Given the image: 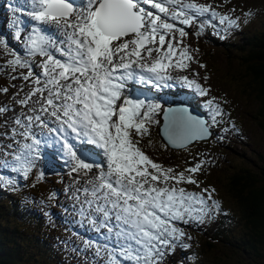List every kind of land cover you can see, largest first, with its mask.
I'll list each match as a JSON object with an SVG mask.
<instances>
[{"label":"snow or ice","instance_id":"6c2138e0","mask_svg":"<svg viewBox=\"0 0 264 264\" xmlns=\"http://www.w3.org/2000/svg\"><path fill=\"white\" fill-rule=\"evenodd\" d=\"M27 14L34 26L24 36L25 52L44 57L39 65L41 73L34 75L19 55L8 63L13 68L29 69L23 79L37 86L19 103L26 105L39 94L44 103L33 111L53 117L57 126L49 128L41 114L26 117L28 125L17 118L15 124L24 131L18 133L13 128L7 138L14 140L21 135L31 143L17 141L16 148L9 144L6 147L12 149L11 153L0 145L5 157L11 156V161H0V167L29 177L41 157V146L49 143L47 138L37 139L32 134L31 125L38 122L55 134L51 146L70 165V174L87 177L85 186L77 189L84 196L80 214L96 231L106 229V243L87 241L85 247H95L105 264H163L166 254L177 246L188 247L183 243L186 232L179 225L204 223L220 205L213 199L214 189L202 188L196 193L181 186L199 188L195 174L206 161L176 172L142 151L140 140L149 133V125L158 122L154 115L161 105L131 98L125 90L135 78L160 87L173 79L169 69L185 71L195 62L189 47L183 44L188 33L177 23L191 27L199 17L206 16L209 22L224 25L227 32L237 27L238 21L196 0H81L80 4L73 0H29ZM203 25L201 21L197 35ZM44 26H54L63 35L56 48L63 59L50 51L55 43ZM15 36L21 38V29L17 28ZM178 79L200 97L209 96L210 89L198 80L188 76ZM0 91L6 93L8 89ZM204 106L210 121L187 109L164 112V131L170 145L182 148L210 136V127L221 123L225 113L215 97L207 99ZM6 111L0 107V113ZM74 141L101 149L104 164L91 161L92 154H82ZM94 168L97 173L89 176ZM36 179L42 180L43 173Z\"/></svg>","mask_w":264,"mask_h":264},{"label":"rangeland","instance_id":"374dc122","mask_svg":"<svg viewBox=\"0 0 264 264\" xmlns=\"http://www.w3.org/2000/svg\"><path fill=\"white\" fill-rule=\"evenodd\" d=\"M196 2L210 4L219 13L230 15L238 21V26L225 32V26L219 25L218 21H208L203 26L205 33L209 35V43H205L200 42L196 34L200 17L191 27L177 25V27H183L188 33L183 38V44L189 47V51L194 57L195 62L191 63L190 67L185 71L169 69V72L172 77L179 78L188 76L189 79H196L203 87L210 89L209 96L203 98L198 96L201 104V106L199 104L197 105L201 107L199 113H197L194 107H190L192 105H186L194 116L202 119L200 117L202 115L204 119L210 121L209 111L205 108L204 104L211 97L216 98V103L220 105L225 115L222 117L221 123L210 127L212 137L209 141H195L186 146H194L188 152L183 153L182 148L172 150L176 152L169 158L166 156L163 157L171 162L176 172H181L186 168L192 167L199 161H206L202 170L195 174V179L200 183V187L198 188L195 185H192V187L218 190L227 210L230 208L234 212L237 217L236 225H239L241 221L239 220L238 206L230 198L232 193L227 192L225 189L226 181L232 173L234 176L236 174L235 172L240 168L257 172V166L260 165L259 156L264 155V144L263 134L254 121L258 113V102L253 96L243 92L250 77L246 74L242 64L241 53L235 48L234 50L229 49L230 57L228 58L227 54L229 51L224 49L223 42L233 41V43H237L242 34H259L264 29V0H196ZM28 4L29 0H0V43L3 44L0 47V89H8L6 93L0 91V107L7 109L6 112L0 113V125L10 124L12 125V129L15 128L18 133L23 132L24 128L16 125L15 120L19 118L24 125H28L26 117H34L37 114H41L33 110L39 109L40 105L44 103L43 98L39 94L32 96L26 105L19 103V101L24 100L33 88L37 86L31 80L26 81L23 79V75L27 74L29 69L19 66L13 68L8 63L19 55L22 60L29 63L31 66L30 70L34 75L41 73L39 65L43 63L44 57L27 55L24 47V36L34 26V21L27 14L29 10ZM249 12L251 15H246ZM26 25H29V30L24 27ZM44 27L55 43V47L51 48L50 51L57 58L63 59L56 51V48L60 46V41L64 39L63 35L54 26ZM17 28L21 29L20 39H17L15 36ZM177 38L179 39L178 34ZM153 56L155 57V53H153ZM201 64L204 65L203 68L200 67ZM195 73H198V76L194 75ZM204 77H207V80ZM194 94L198 95L196 92ZM45 95L47 94L45 93ZM125 95L127 94L125 93ZM162 112L163 109H160L155 114L154 120L158 122L149 125V133L143 137V140L151 139L155 142L158 141L156 129L160 125ZM41 115L44 120L48 121L49 128L56 125L53 117L47 114ZM225 129H228V131H225ZM44 130H48V128L40 127L38 122L31 125V132L37 139H41L42 136L43 139L47 138L49 140L48 135H43ZM11 135V129L9 131L0 129V145L5 146L4 151L11 153L12 149H8L6 146L11 144L13 148H16L17 141L20 143H31L30 140H24V137L21 135H17L14 140L7 138ZM133 138L138 139L135 133H133ZM144 145L145 141H140L138 146L142 149ZM77 148L84 154V150H88L78 146ZM93 149L96 150L95 154L97 153L99 155L97 157L95 155V158L90 157L91 161L99 158L98 160L103 165L104 157L102 150H98V147H94ZM40 151L50 158H53L51 163H54V160L58 163L57 169L64 168L68 171V177L66 178L67 184H72L73 190L75 189V196L68 206V213L65 215V218L77 225L80 231H85L89 238H95V241H102L103 236L106 234V229H101L99 232L96 231L89 220L80 214L84 196L77 189H82L85 186L87 177L76 176L74 173L70 174V165L65 164L56 155V149L51 144L42 145ZM5 159L11 161V156L6 158L4 152L0 151V161ZM39 160L36 162H39ZM97 171L98 169L93 170L89 176L94 175ZM77 180L79 183H76ZM24 181L26 183L30 179H25ZM77 197H80V199L77 200ZM219 221H222V218L216 219V222ZM216 222L212 221L210 223V230L216 226ZM230 236L233 241H239L242 237L241 228L233 227L230 230ZM217 255L222 256L224 260H227L228 257L233 255L239 260L246 259L240 253L232 254L228 248L219 244L213 252L206 253L203 248L201 260L210 264L214 262ZM229 264H235V260L230 261ZM259 264H264V257Z\"/></svg>","mask_w":264,"mask_h":264},{"label":"trees","instance_id":"16d2710c","mask_svg":"<svg viewBox=\"0 0 264 264\" xmlns=\"http://www.w3.org/2000/svg\"><path fill=\"white\" fill-rule=\"evenodd\" d=\"M234 48L241 53L242 64L250 77L243 92L258 102L254 121L263 134L264 144V29L259 34H242L237 43L225 44L224 49ZM162 148L165 146L159 140L147 139L142 151L147 154ZM259 158L257 172L240 168L226 181L225 189L232 193L230 198L237 203L241 224L236 225L237 217L228 208L222 221L209 219L203 226L179 225L185 228L187 234L183 243L188 247L177 246L174 252L166 254L163 264H209L201 260L202 249L206 253L213 252L219 244L246 259L239 260L233 255L224 260L217 255L210 264H229L232 260L235 264L261 263L264 257V155ZM41 173L43 179L37 181ZM67 177V171L49 165V157L44 153L26 183L21 174L0 167V264H105L104 259L96 255L95 247H85L87 241L104 242L89 238L62 215L73 197ZM212 221L216 226L210 230ZM233 227L242 230L239 241L231 239Z\"/></svg>","mask_w":264,"mask_h":264},{"label":"water","instance_id":"95a60500","mask_svg":"<svg viewBox=\"0 0 264 264\" xmlns=\"http://www.w3.org/2000/svg\"><path fill=\"white\" fill-rule=\"evenodd\" d=\"M167 111V110H166ZM203 120H205V119H203ZM164 129H165V120H164V114L162 115V119H161V125H160V127L158 128V130H157V133H158V136H159V138L161 139V141L162 142H164L165 144H167V145H170L169 143H168V141H167V138H166V135H165V131H164ZM211 137V134H210V136L209 137H207V138H205V139H202V140H207V139H209ZM199 140V139H198ZM202 140H200V141H202ZM193 142V141H192Z\"/></svg>","mask_w":264,"mask_h":264},{"label":"bare ground","instance_id":"6f19581e","mask_svg":"<svg viewBox=\"0 0 264 264\" xmlns=\"http://www.w3.org/2000/svg\"><path fill=\"white\" fill-rule=\"evenodd\" d=\"M22 1V0H21ZM73 2L74 3H76V4H80L81 3V0H73ZM23 3V2H22ZM27 5V4H26ZM29 5V4H28ZM49 29V28H48ZM51 29H52V27H51ZM54 30V29H53ZM58 35V34H57ZM61 38V37H60ZM62 40V39H61ZM180 109H183V108H180ZM185 109V108H184ZM187 110H188V112L190 113V114H192L191 112H190V109L189 108H187ZM193 115V114H192ZM198 117V116H197ZM79 147H80V145H79ZM87 149V148H86ZM98 150H100V149H98ZM95 151L96 150H94V149H88V150H84V152H85V154L84 153H82V154H84V155H88L89 153H91L92 155H91V157H94L95 155H96V157L99 155V154H95ZM95 158V157H94ZM97 159H99V158H97ZM72 185V184H71ZM70 189V188H69ZM71 192V191H70ZM95 239V238H94Z\"/></svg>","mask_w":264,"mask_h":264}]
</instances>
